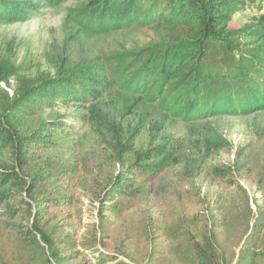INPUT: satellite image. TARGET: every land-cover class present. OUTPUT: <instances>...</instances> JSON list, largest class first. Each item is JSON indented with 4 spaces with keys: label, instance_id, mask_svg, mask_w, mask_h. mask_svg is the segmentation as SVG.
Here are the masks:
<instances>
[{
    "label": "trees",
    "instance_id": "trees-1",
    "mask_svg": "<svg viewBox=\"0 0 264 264\" xmlns=\"http://www.w3.org/2000/svg\"><path fill=\"white\" fill-rule=\"evenodd\" d=\"M73 1L46 70L25 73L0 55V264H19L24 248L31 254L21 264H34L36 252L47 264L121 255L128 262L115 264H264V0ZM38 5L0 0V20L26 21ZM248 10L258 15L230 25ZM132 27L155 37L80 51L94 36ZM70 108L77 113L60 111ZM253 114L259 140L213 163L232 146L218 118ZM70 119L87 128L75 131ZM179 120L187 131L175 138ZM243 173L262 194L252 196L255 209L235 179ZM193 178L239 186L244 216L221 194L211 203L186 189ZM80 191L99 203L98 222L83 233ZM115 227L125 231L117 256L98 247Z\"/></svg>",
    "mask_w": 264,
    "mask_h": 264
},
{
    "label": "rangeland",
    "instance_id": "rangeland-1",
    "mask_svg": "<svg viewBox=\"0 0 264 264\" xmlns=\"http://www.w3.org/2000/svg\"><path fill=\"white\" fill-rule=\"evenodd\" d=\"M38 2V10L34 11L30 18L26 21L18 22H6L0 20V55H9L13 63L18 66L23 72L36 74L38 71L46 70L48 68V61L46 58V52L51 50V45L53 43H61L64 37V21L67 14V9L74 4L73 0L63 2L59 5L48 4L44 0H35ZM264 12V9H263ZM258 14L253 13V11L240 12L236 14L231 26L237 27L244 25L249 22L253 17ZM155 35L152 30L140 29L138 27L127 28L110 34H104L100 36H94L89 39L85 46L80 47L81 53H96L100 50H114L123 46L134 47V46H144L146 43L151 42ZM62 113L77 111L73 109H61ZM69 122L72 124L71 127L75 131L80 132L84 128H87L85 122L79 121L73 123L70 119ZM264 125V113L257 116V123ZM218 123L221 130L231 140L232 146L228 150L220 152L212 160L215 164L229 163L233 161L238 149L241 146L247 144H254L258 141V131L255 127L254 114L253 115H238V116H224L218 118ZM187 131L186 122L179 120L175 127V138H180L185 135ZM261 152L264 154V146L258 145ZM2 156H0V162ZM235 179L238 180L240 184L248 189L249 193V205L255 209L252 196L254 194L257 197H261L262 194L256 192L257 185L254 180H252L246 174H237ZM194 185L195 193L200 194V196H206L207 200L213 203L218 198L215 197L217 194H221L224 199L225 206L232 212L234 217L244 216L247 210L248 202L246 201L245 193L240 189L239 186L235 185L230 189L224 190L210 183L209 181L203 180L202 178H193L185 188H189L190 185ZM219 191L221 193H219ZM88 191H80V198L82 200V224L83 227L80 233L85 232L86 228H92L93 223L98 222V208L99 203L93 201ZM143 211V209H141ZM136 214V215H135ZM132 213L130 219H136L134 226L142 232L141 224L144 217L139 215V213ZM146 215V214H145ZM144 215V216H145ZM147 215H149L147 213ZM146 217V216H145ZM116 226H119L118 224ZM106 242L108 245L102 247L98 245L101 252H110L112 254L120 255L115 248L120 245L121 240H124L125 231L117 230V227L113 229L112 232L108 233ZM125 241V240H124ZM237 248V245H234ZM132 249H135L132 247ZM142 249V248H141ZM111 250V251H110ZM22 255V259H19V264L23 263L22 260L28 258V254H31V250L24 248L18 252ZM36 257L34 264H47V258L45 255L36 252ZM98 254V252L96 253ZM128 262V259L124 256H120L116 261L108 262L107 264H115L119 261Z\"/></svg>",
    "mask_w": 264,
    "mask_h": 264
}]
</instances>
